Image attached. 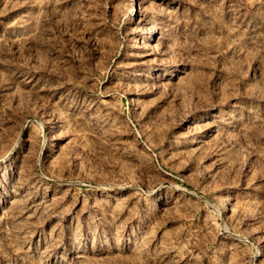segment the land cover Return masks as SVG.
<instances>
[{"label": "rangeland", "instance_id": "obj_1", "mask_svg": "<svg viewBox=\"0 0 264 264\" xmlns=\"http://www.w3.org/2000/svg\"><path fill=\"white\" fill-rule=\"evenodd\" d=\"M0 264H264V0H0Z\"/></svg>", "mask_w": 264, "mask_h": 264}]
</instances>
